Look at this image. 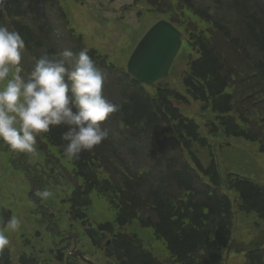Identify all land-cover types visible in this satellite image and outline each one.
I'll return each mask as SVG.
<instances>
[{
  "label": "trees",
  "instance_id": "16d2710c",
  "mask_svg": "<svg viewBox=\"0 0 264 264\" xmlns=\"http://www.w3.org/2000/svg\"><path fill=\"white\" fill-rule=\"evenodd\" d=\"M180 1L191 8L196 7L194 0ZM230 1L232 9L235 8L232 18L244 23L248 39L261 53L254 56L253 65L260 70L264 80V0ZM247 2L255 3L257 8L248 6ZM0 8L5 19L11 20L9 27L12 31H18L24 39L31 56L38 59L45 54L58 55V46L46 48L45 44L51 41L55 32L53 26L37 27L35 22L41 20L43 10L57 11L54 3L49 4L47 0H30L29 3L28 0H0ZM40 8L43 9L39 11ZM60 11L62 19L68 20L67 13ZM197 11L204 23L214 24L226 39L231 37L223 20L208 14L206 9ZM31 15L33 23L30 25L28 18ZM0 25L3 24L0 22ZM208 33L193 31L188 38L200 56L190 62L189 72L184 77L187 94L194 100L208 101L211 111L219 114L221 122L213 128L214 136L222 130L226 136L258 141L264 151V139L258 136L264 133L260 123L252 133L242 129L236 118L230 116L237 105L232 103L233 96L227 93L234 70L226 59L230 53L226 49L224 55L220 54L221 50L215 49L212 35ZM71 35L74 37L73 31L69 33ZM234 38L231 44L247 53L240 40ZM119 95L118 112L102 125L109 133V146L101 145L91 152H82L80 158L73 161L76 175L84 181L74 194V206H89L91 191L110 193L119 208L117 223L124 226L141 219L144 226L152 227L156 237L166 243L176 264H225L224 251L232 244L236 209L255 213L264 219V186L241 176L224 178L208 139L199 138L198 125L183 116L175 106L174 102L189 103L178 91L160 85L153 96L145 86L130 78L120 88ZM238 114L243 123L250 122L246 111L241 109ZM66 130L61 126L44 134L53 146L60 148L63 157L65 142L61 136ZM172 132L176 138L168 137ZM195 145L197 151L193 150ZM201 149L210 155L207 164L201 156ZM109 168L121 175L120 180L101 176L100 169L108 172ZM225 179L229 190L239 195L236 206L231 197L233 194L225 189ZM144 207L155 215L154 219L140 218L139 212ZM101 229L112 232V225L104 224ZM94 242L98 244L96 240ZM112 249L118 264H164L144 249L136 234L120 235ZM51 254L56 262L63 264V253L52 250ZM20 260V264H50L48 260L42 263L25 255ZM0 264H13L5 249L0 251ZM247 264H264V243L256 244L248 252Z\"/></svg>",
  "mask_w": 264,
  "mask_h": 264
},
{
  "label": "rangeland",
  "instance_id": "374dc122",
  "mask_svg": "<svg viewBox=\"0 0 264 264\" xmlns=\"http://www.w3.org/2000/svg\"><path fill=\"white\" fill-rule=\"evenodd\" d=\"M47 1L49 4L54 3L55 8H60L64 3L69 6L68 24L61 20L62 23L58 22L56 25V37L61 47L59 53L65 49L73 51L74 48L77 49L76 47H80L82 50L87 49V51L93 49L101 57L108 58L109 65L113 63L119 70L126 71L130 55L147 31L161 20H171L184 33L183 44L168 76L161 80L162 83H169L175 88L181 87V76L187 68L188 57L195 55L188 39L193 31L199 32L202 29L210 32L208 35H212V45L215 46V49L221 50L220 54L222 55L227 49L230 54L226 55V59L230 58L239 62V57L230 49L228 41L223 38L220 32H216L212 28V24L204 23L198 17L200 14L197 11V9H206L208 14H214L218 19L227 21L225 25L236 31L240 21L231 20L235 10L232 9L230 0H194L196 6L194 8H191L189 4L188 6L184 5L180 0H138V3H134V0ZM116 10L119 12L116 13ZM57 13L60 14L59 10ZM31 17L28 18L29 23H31ZM59 18L57 17V19ZM0 22L12 31L9 27L11 20L5 19L1 8ZM71 29L75 31L74 37L70 36L74 39L69 37ZM80 35L83 37L81 44L75 39ZM24 65L25 73H27L33 66V62L30 60L26 64L24 61ZM108 74L111 72L109 71ZM114 77L115 75H113ZM114 87L113 83L105 80L103 88L105 98L111 94ZM148 90L152 93L154 89L148 88ZM207 113L206 117L214 118V114ZM201 121H205V119ZM261 137L264 138V133ZM42 138H45L43 134L37 137L35 153L7 151L6 148L9 146L0 141V213L5 209L11 210L12 215L15 214L21 220L19 230L5 233L10 240V245L6 248L10 250L14 264H19V258L23 253L37 257L42 263L48 260L50 264H59L53 259L51 249L61 248L60 252L64 253V260H66L74 250V238L78 240L75 248L82 254L81 259L78 257V264L90 263H85V259L95 264H115V257L108 258L103 249L96 247L86 233L87 228H96L105 223L113 224L115 233L137 234L144 246L151 250L157 258L171 264L164 243L155 236L152 228L143 227L137 221L125 227L116 224L118 210L111 204L110 196L98 192L91 195L92 204L88 209L87 227L81 221L71 220L69 214L73 210L66 199L70 194L71 185L80 184L81 180L74 177L73 161L60 156V148L44 143L43 147L45 148H39L44 141ZM236 143L242 144V141ZM250 152L254 160L248 161L247 164L244 163V160L247 159L242 158L244 153H235L237 154L235 155L233 152L227 151L225 154L220 152V155L222 161L227 162L232 171L248 175L264 185V153H259L257 148H252ZM201 154L206 157L207 153L203 151ZM23 155L24 157H22ZM186 158L189 159L187 155ZM208 161L209 159L206 160V162ZM15 164L20 167L16 168ZM22 165L27 166V169ZM225 170L222 169V172ZM100 174L102 177L113 180L121 178V175L112 168H109L108 172L105 169H100ZM29 176L43 179L45 184L42 188L39 185L41 191L51 190L55 195L47 200L35 197V188L32 184L38 185V182L33 183ZM50 212L54 214L51 221L46 219L47 213ZM147 215V210L143 209L141 216L146 217ZM236 220L234 242L238 248L247 249L253 241L260 237L261 229L255 225L256 218L253 214H238ZM90 223L93 226H90ZM55 229L60 231L59 236ZM66 236L69 237L68 240L64 239ZM241 255L239 249L232 251L228 257V264H241ZM70 264H74L72 258Z\"/></svg>",
  "mask_w": 264,
  "mask_h": 264
},
{
  "label": "clouds",
  "instance_id": "9594fccd",
  "mask_svg": "<svg viewBox=\"0 0 264 264\" xmlns=\"http://www.w3.org/2000/svg\"><path fill=\"white\" fill-rule=\"evenodd\" d=\"M26 44L18 31L0 25V141L13 152L35 153L37 137L53 128L65 127L63 155L78 160L107 138L102 125L119 109L103 95L106 80L87 49H65L57 56L35 60L25 73L22 64ZM55 193L37 190L34 196L47 200ZM0 251L10 245L6 232H15L21 220L0 217Z\"/></svg>",
  "mask_w": 264,
  "mask_h": 264
},
{
  "label": "water",
  "instance_id": "95a60500",
  "mask_svg": "<svg viewBox=\"0 0 264 264\" xmlns=\"http://www.w3.org/2000/svg\"><path fill=\"white\" fill-rule=\"evenodd\" d=\"M181 45L179 30L166 21H160L146 33L134 50L128 70L141 83L153 84L169 74Z\"/></svg>",
  "mask_w": 264,
  "mask_h": 264
}]
</instances>
